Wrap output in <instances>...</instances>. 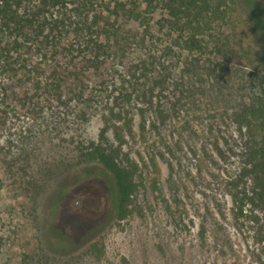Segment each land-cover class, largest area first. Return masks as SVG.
I'll use <instances>...</instances> for the list:
<instances>
[{"label": "rangeland", "instance_id": "374dc122", "mask_svg": "<svg viewBox=\"0 0 264 264\" xmlns=\"http://www.w3.org/2000/svg\"><path fill=\"white\" fill-rule=\"evenodd\" d=\"M171 8L169 28L159 5L128 26L106 86L0 122V264H264V212L246 203L264 0ZM97 146L133 172L124 218Z\"/></svg>", "mask_w": 264, "mask_h": 264}, {"label": "trees", "instance_id": "16d2710c", "mask_svg": "<svg viewBox=\"0 0 264 264\" xmlns=\"http://www.w3.org/2000/svg\"><path fill=\"white\" fill-rule=\"evenodd\" d=\"M208 0H0V122L17 113H34L44 104L80 98L108 83L113 56L122 51L125 34L135 38L142 24L150 28L148 13L163 8L161 23L169 28L173 15L201 14ZM147 15V16H146ZM129 29V28H128ZM97 77H101L99 80ZM259 116L261 143L249 174L251 195L246 203L264 212V106ZM107 174L112 213L119 219L129 212L137 189L132 170L118 163L113 152L97 146L90 152ZM244 197L238 210L243 211Z\"/></svg>", "mask_w": 264, "mask_h": 264}]
</instances>
